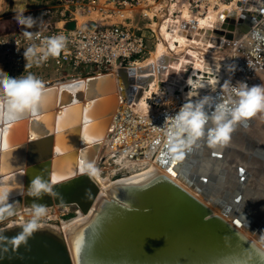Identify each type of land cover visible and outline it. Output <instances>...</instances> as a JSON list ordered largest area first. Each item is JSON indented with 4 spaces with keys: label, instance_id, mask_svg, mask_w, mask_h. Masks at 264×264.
Instances as JSON below:
<instances>
[{
    "label": "water",
    "instance_id": "95a60500",
    "mask_svg": "<svg viewBox=\"0 0 264 264\" xmlns=\"http://www.w3.org/2000/svg\"><path fill=\"white\" fill-rule=\"evenodd\" d=\"M76 26L74 19L62 23L66 29ZM115 74L44 82L35 115L26 113L10 123L7 150L2 144L8 125L0 126V184L19 182L9 195L14 213L35 202L46 207L72 204L88 214L97 203L73 232L61 229L63 224L42 222L18 246L11 239L24 223L0 226V236L7 238L0 240V264H264V125L256 126L255 116L234 126L229 145L209 148L216 170L196 169L204 160L200 151L208 146L206 138L201 139L203 145L200 140L185 149L182 161L172 163L168 141L173 117L159 155L168 173L136 184L115 182L107 196L94 177L80 171L88 163L99 165L113 147L123 149L113 140L128 127L132 114L127 102L137 86L131 79L119 93L122 80L120 76L115 81ZM212 97L221 100L220 95ZM85 109L91 120L87 140ZM62 113L63 132L57 128ZM166 117L159 122L163 126ZM58 174L69 178L53 183ZM37 176L52 182L59 195L39 200L29 196L27 189Z\"/></svg>",
    "mask_w": 264,
    "mask_h": 264
},
{
    "label": "rangeland",
    "instance_id": "374dc122",
    "mask_svg": "<svg viewBox=\"0 0 264 264\" xmlns=\"http://www.w3.org/2000/svg\"><path fill=\"white\" fill-rule=\"evenodd\" d=\"M246 1L248 0H159L160 3L159 8L157 10H149L150 16L147 17H142L140 12L141 9L137 7L136 8L137 10L135 9L136 11L135 10L133 11L134 12L133 21L135 20L136 22L135 24H138V27L141 28L138 31L144 34L148 43V51L146 55H144L143 57H133L130 61L127 62V65L120 66L118 67V69H115L113 71H118L120 70V68L133 67L134 65L132 64L139 61V64L140 63L145 64V67L150 69L147 70V68L145 67L142 68L140 71L142 73L141 75L142 77H146L148 73L159 72V79L157 80V85L152 89L150 88L149 85L150 83L146 85L145 86L146 88H144L145 89L144 93H142V90L140 88L141 86H138L135 83V85L140 89L139 88L136 89V93L133 94L134 95L133 98L137 97L139 99L142 96V98H144V101L147 103V108H143V109L141 107L138 108V106H135L136 103H131L130 101L128 105L132 107V108L130 107L131 110L133 109L138 113L140 112V114H142L143 117H146L148 115H154V116L162 115L168 111L169 112L168 119H169L173 115V113H175V111L179 107H181L180 101L187 102L188 100H191L189 98H193L195 97V95L202 93L201 89L198 90L196 88L191 87L188 84V81L195 83L200 79H204V80H208V82H211L213 80V77L216 76L217 73L216 71L204 70V68L201 67L202 65L212 62L213 63L218 62V65L223 66L228 71V67L230 65H234L236 67L238 61L237 53H239L240 57L243 58L242 61L243 65L238 69V73L236 69L234 72L228 71L225 81L230 80L231 84L235 86L237 82H243L244 77L251 78L252 75H250V73L254 69L253 68L250 69L248 67L250 65L253 67L254 62L258 61L257 58L262 60L261 59L262 55H259L258 53H254V52L253 53L249 52V50L248 51L243 50L239 52V50L236 48L237 39L235 40V38L227 37L228 39H225V43H223L224 45H222L221 48H220V44L218 43H216L218 47L217 46L212 47L209 46L208 44L207 46L199 45L198 47L197 43L196 44L187 43L183 45V47H181L180 42L174 39L175 34L178 33V31L184 30L183 28L190 30V34L192 36H196L195 38L198 40L201 39L200 36L202 38L207 37L209 33H207L206 31L203 32L202 29L196 31L195 34L196 29H194L195 28L194 24L198 22L200 17L202 16L206 17V15L211 14V12L216 11V14L217 13L219 14L221 9H223V11L221 10L222 12H220L217 20L214 21L212 25H209L208 27L209 28H213L214 26L216 27V24L218 22L220 23L222 22L221 29L224 28L222 30H224V33H226L225 29H228L229 24L231 25H235L236 23L239 24L240 20H243V18H245L246 20L245 15L247 12L245 11L252 12V8L245 6ZM28 2L30 3L27 4ZM39 2L40 5L38 4L39 6L36 7V3ZM52 4L53 3L51 2L48 5H52ZM43 5L44 6L46 5L45 1L43 0H0V36L10 38L13 37L14 34L15 35L23 34L24 31H29L33 33L39 30H48L51 29L50 27H55L56 26L55 23H57V21H61L64 19H70V20L73 19V17L71 16H67L66 18H60L59 15H56L57 14L56 9H53L51 13L43 17L38 14L32 13L33 10L40 9ZM223 6L224 7L227 6V8L226 7L224 8ZM229 6L230 8L228 10ZM20 8L26 9L25 15H30L34 19H37V23L35 26H33L32 28H25L17 23L15 19V12ZM235 11L237 13L239 12L240 14L239 13L233 14V12L236 13ZM33 12L37 13V11H33ZM221 13L226 15L225 19L221 18L220 16L222 15ZM235 15L236 16L238 15V18L232 17ZM91 17H94V15H92ZM123 18H124L123 16H119L118 21H122ZM86 19H88V16L80 17V21H84ZM227 19H230L229 24H227L228 22ZM245 20L242 21L243 24H247L250 22V21L246 22ZM191 21L195 23H192ZM225 25L227 28L225 27ZM168 32L170 33L169 35ZM211 34L213 33H210V36ZM217 37H219V35ZM163 40H165L166 43L165 45L167 47L170 45L171 42H174L179 46L175 49L170 50L174 53V56H176L174 58L171 67L170 66L168 67V65L170 64L167 65L162 64L163 66H161L160 69L162 70L163 68L164 70H162L161 72L160 69L155 70L153 68L154 67L153 63L151 62H154L155 64V61L157 62L156 59L158 58L160 59V57H157V55H155L154 53L157 52L159 48V43ZM232 44L235 46L234 49L232 48ZM204 47H206L207 49H205ZM150 58H153L155 61H153V59L150 60ZM219 62H221V64ZM25 63L26 61L24 59V56L15 55L10 57L9 55L5 54L4 47L0 45V68H3L4 71H6L10 76L13 77L26 76L28 75L29 72H31L32 74L40 78L43 82H51V81H59V80L67 79L72 76H78V75L86 76L89 74L112 71L107 69L99 71V69L95 67L92 68L73 67L72 65H68L67 63H65V65H58L53 61H49L45 63L43 62L39 66L33 64L31 68H25ZM261 63L264 64V59L261 61ZM216 67L217 66H215V68ZM151 69L154 71H152ZM195 69H197V71L194 72ZM177 79L178 82L182 84V89H180L177 85L170 87L171 83L175 82V80L177 81ZM225 81H222L221 87L215 85L211 86V89L209 90L210 92L213 91L212 95L216 93L218 88H222V85L224 84ZM259 84H264V82L260 80L258 81L253 80L248 83V86L251 87L253 85H259ZM146 90L148 91V93L146 92ZM178 96L180 97V99ZM172 97L174 99H172ZM130 121L136 123L135 117L133 115L131 116ZM137 133L141 134L142 132L137 131ZM157 135H158V131H152L149 132L148 135L147 134L144 135L143 137L146 139V142L143 144H139L142 138L135 139V142L130 145V149L139 150L143 148L144 150H146L152 139H154ZM105 150L107 151L106 148ZM131 150L128 153H131ZM111 151L112 149L105 152V155L111 153ZM147 152L150 153L153 151L150 149L147 150ZM98 166L102 169L101 175L106 180H117L120 177L126 176L127 174L128 175L131 174V172H133V169H136L134 167L128 168L127 166L123 165L120 161L117 160L116 154L111 155V157L108 159V162L104 160ZM78 208L79 207L76 205H70L69 208H67V210H63V213H61L60 218L53 220L50 219L49 222L62 225V220L71 219L78 214ZM46 219L47 218H43L41 219L40 222H45L47 221ZM7 223L10 222L8 220H5L4 222L0 223L1 224L0 226H2V224L5 225Z\"/></svg>",
    "mask_w": 264,
    "mask_h": 264
},
{
    "label": "bare ground",
    "instance_id": "6f19581e",
    "mask_svg": "<svg viewBox=\"0 0 264 264\" xmlns=\"http://www.w3.org/2000/svg\"><path fill=\"white\" fill-rule=\"evenodd\" d=\"M159 4L160 3H158L157 7L153 8V10H157L159 8ZM245 6L252 8V12L245 11V12H247L246 15L244 14L246 17V20H245V18H243V20H240L239 24L236 23L237 25L236 24L235 25L229 24L230 19H227L228 22L227 21L226 22L229 25H228V29H225L226 33H224V30H222L224 28L221 29V25H222L221 23L222 22L221 23L218 22L216 24V27L214 25H213L214 26L213 28L208 27L209 25H212V23L214 21L217 20L220 12L223 11V9H221L222 11L221 10H220V12L218 11L219 14L218 13L216 14V11L215 12L210 11L211 14H207L209 16L206 15V17H204V16L200 17L198 22H196V24H194L195 25L194 29H196L195 34H196V31L202 29L203 32L206 31L207 33H209L207 35V37L202 38L200 36L201 39L198 40L195 38L196 36H192L190 34V30L183 28L184 30L178 31V33L175 34L174 39H176L177 41L180 42L181 47H183V45H185L187 43L188 44H191V43L196 44L197 43L198 47H199V45L200 46H202V45L207 46V44L209 46L215 47V46H217L216 43H218V44H220V48H221L222 45H224L223 43H225V39H228L227 37L235 38V40L237 39L236 40V43H237L236 48L239 50V52L243 51V50H245V51L249 50V52L258 53L259 55H262L261 59L263 60L264 59V0H248V1H246ZM225 7L227 8V6H225ZM229 8H230V6L228 7V10H229ZM231 8H233V7H231ZM231 13H232V11H231ZM238 13L233 12V14H238ZM220 16L222 19H225L226 15L222 14ZM232 17L238 18V15L237 16L235 15ZM244 20L246 22H249V21L250 22L247 24H243L242 21H244ZM192 23H195V22H192ZM225 27H226V25H225ZM210 33H213V34H211V36H210ZM169 34L170 33L168 32V35ZM197 35H198V32H197ZM218 35H219V37H217ZM167 38H168V36H167ZM165 44H166L165 40L161 41L159 43V48H158L157 52L154 53L155 55H157V57H160V59L159 58L156 59L157 62L153 58H150V60L153 59V61H155V64H154V62H151V63H153L154 67L153 66L152 67L155 70H159L160 67L163 66L164 64L165 65L170 64V65H168V67L169 66L171 67V65L174 61V58L176 57V56H174V53L170 50L177 48L179 45H177L174 42H171L170 45L167 47ZM233 44H232V48L234 49L235 46ZM204 48L207 49L206 47H204ZM198 50H199V48H198ZM237 55H238L237 56L238 61H237V65H236L235 69L237 70V73H238V69L240 67H242V65H243L242 64L243 58L240 57L239 53H237ZM205 58H206V56H205ZM257 60H258L257 62H254L253 67L251 65L248 67L250 69L253 68L254 70L250 73V75H252L251 78L250 77H247V78L244 77V80H243L244 83L248 84L249 82H251L253 80H257V81L260 80V81L264 82V64L261 63L262 60H260L258 58H257ZM219 63L221 64V62H219ZM132 65H134L133 67L135 68V73H133L131 71L132 67L125 68V70H121L124 68H120L119 71H113L112 70L113 72L116 73L115 78H114L115 81L120 80V79L122 80L120 87H117V90L119 93H121L123 86L124 87L129 86L131 79H133L132 80L133 82L135 81L136 85L141 86L140 88L142 90V93H144V91H145L144 88H146L145 86L148 85L149 83H150L149 85H150L151 89L157 85V80L159 79V72L158 71H157L158 73L152 72V73H148L146 77H142L141 76L142 73L140 71L142 68L145 67V64H142V63L139 64V61H138ZM215 66H217V67L215 68ZM149 67H150V65H149ZM201 67H203L204 70L216 71L217 72L216 76L213 77V80L211 82H208V80H204V79H200L199 81H197V82L204 84L205 87L196 88L198 90L201 89L202 93L195 95V97L189 98V99L196 100V99H199L200 97H202L204 95H211V96L220 95L221 100H222V91H221V88H218V87H221L222 81H225L226 75L228 74L227 69L224 68L223 66L218 65V62L217 63L212 62V63L204 64ZM145 68H147V67H145ZM147 70H150V69L147 68ZM162 70H164V69L162 68ZM162 70L160 69L161 72H162ZM152 71H154V70H152ZM195 71H197V69H195L194 72ZM104 73L102 72L101 74H104ZM96 74H98V73H96ZM155 74H157V75H155ZM175 75H177V74H175ZM88 76H92V74H89ZM120 76H121V78L117 79ZM252 77H253V79H252ZM74 78H77V77H69L68 81H72V80H74ZM144 78H146V79H144ZM79 79H80V77H79ZM178 79H177V81L175 80V82H172L170 87L177 85L180 89H182V84L178 82ZM213 85L218 86V87H215V88H218V90L216 91V93H214L212 95L213 91L210 92L209 89H211V86H213ZM137 88H139V87H137ZM204 89H207V90H204ZM146 92L148 93L147 90H146ZM131 94H133V93L131 92ZM198 96H200V97H198ZM173 97H176V96H173ZM173 97H172V99H174ZM179 99H180V97H179ZM130 101H131V103H136L135 106H138V108L139 107H141L142 109L147 108V103L144 101V98H142V96L139 99L136 97V98L131 99ZM130 101H128L127 103L129 104ZM185 103L186 102H184V101H180L181 107H179L169 119H168V115H169L168 111L165 112L164 115H157V116L148 115L146 117H143V115L140 114V112L138 113L137 111H134L133 109H132L133 110V112H132V110H131L132 107L129 106V107H131L130 108L131 114L135 117L136 123L131 122L130 121L131 118H130V120L127 122L128 127H127L126 131L121 132L119 135H117L115 140H113V143L115 146L121 145L122 146L121 148H123V149L118 150L115 147H113L111 153L106 154L105 160L108 162V159L111 157V155L116 154L117 160L120 161L123 165L127 166L128 168L134 167L136 169H133V172H131V174H129V175L127 174L126 176L120 177L117 180H106L101 175L102 169L98 165H96L95 167L99 170V175L94 177V178L99 182V184L101 186V193L109 196L110 192H111V188L113 187L115 182L136 184V183H140L144 180L149 179L150 177H152L153 175H156L159 172L160 173L161 172L162 173H168L167 169L165 167H162L159 155H160V152L162 151L164 144L167 142L168 137H169V129H168L169 123L173 121L172 118L175 117L179 113L180 109L182 108V106ZM164 116H167V117H166V124L163 126L159 122H162V119L164 118ZM255 117H256L255 119L258 120V124L256 126H258L260 124V122H261V124L264 125V113H257V115ZM137 131L146 132V133L145 134H139V133H137ZM152 131H158V135L154 139H152V141L150 142V144L146 150H144L143 148H141L139 150H137V149L131 150L130 149V145L135 142V139L142 138V140L140 141L139 144L145 143L146 139L143 136L146 134L148 135V133L152 132ZM132 132L133 133L136 132L134 134L137 136L139 135V137L133 136L134 134H132ZM237 143H240V142H237ZM200 144L203 145L202 140L200 141ZM136 146H138V145H136ZM104 148H106V147L104 146ZM209 148L210 147L207 146L206 148H203L200 151V153L202 154V159H204V160L201 163L199 161L198 167H196L197 170L202 169L203 173H206L209 170L210 171L216 170L218 168V164L216 165L214 163V165H213V160L210 158V156L208 154ZM150 149L153 152L148 153L147 150H150ZM130 150H131V153H128V152H130ZM141 153H143L145 155L141 156ZM152 160H154V161H152ZM204 167H210L211 169L204 168ZM173 176L175 179H177L178 181H180L182 183V181L179 179V177H177V176L175 177V175H173ZM23 181H24V183L27 182L26 179H23ZM18 183L19 182L16 181L15 179L14 180H10V179L3 180V182H1V184L11 185L10 188L14 187ZM196 194H198V193H196ZM70 205H72V204H68L65 206L53 205V206L46 207L47 214L43 217V218H47L46 219L47 221H45V222H49L50 219L53 220V219L60 218L61 213H63V210H67V208H69ZM96 205H97V203L94 205L91 212L88 214L84 213L82 210H80L78 208V214L75 217L68 219V220H62L63 225L61 227L60 226H58V227H60L61 229H64L65 232H73L78 225H80L81 223L86 221L89 218V216H91L93 214V211H94ZM31 211H32L31 206H25V205L19 206L18 210L14 213V215L5 218V220H8L12 224L25 223L31 219ZM4 221H2V222H4ZM40 223H42V222H40ZM51 224H54V226L57 225L56 223H51Z\"/></svg>",
    "mask_w": 264,
    "mask_h": 264
},
{
    "label": "clouds",
    "instance_id": "9594fccd",
    "mask_svg": "<svg viewBox=\"0 0 264 264\" xmlns=\"http://www.w3.org/2000/svg\"><path fill=\"white\" fill-rule=\"evenodd\" d=\"M25 12V8L18 9L15 19L19 25L32 28L37 19L25 15ZM23 35L28 41L39 38L38 34L29 31H24ZM67 42L65 36L54 35L45 38L42 46L30 43L23 53L25 68H31L33 64L39 66L49 58H58L66 49ZM228 71L234 72L235 66L230 65ZM188 84L193 88L205 87L200 82L188 81ZM44 87V82L31 72L26 76L13 77L0 68V105L4 106L3 113L0 114V126L15 123L24 114L33 113L41 102ZM221 91L220 102L211 95H204L196 100H188L175 116L173 135L168 141L174 163L182 161L185 149L191 150L202 138H206L209 147H226L231 141L236 124L256 116L257 113H264V84L249 87L247 83L237 82L233 86L229 80L224 82ZM84 169L90 177L99 175V170L91 163L85 164ZM10 191L8 185L0 184V220L14 215V203L9 202ZM27 192L37 200L44 195H59L54 192L52 182L40 176L31 181ZM31 208V219L22 225V232L11 239L13 245L26 242L41 227L40 221L47 214L46 206L34 202ZM128 210L131 211V207ZM3 239L7 238L0 236V240ZM261 258L264 259V253H261Z\"/></svg>",
    "mask_w": 264,
    "mask_h": 264
},
{
    "label": "built area",
    "instance_id": "2783aa9c",
    "mask_svg": "<svg viewBox=\"0 0 264 264\" xmlns=\"http://www.w3.org/2000/svg\"><path fill=\"white\" fill-rule=\"evenodd\" d=\"M45 6L33 10V14L48 15L56 9L60 18L73 17L77 21L75 29L62 27L64 19L57 21L55 27L33 32L37 39L28 41L23 34L13 37H1L0 45L10 57L23 56L30 43L42 46L45 38L63 35L67 38L66 49L58 58H49L58 65L73 67H95L100 70H115L127 65L133 57H143L148 51V43L143 33L135 24L134 10L139 7L142 17L150 16V11L157 7L159 0H43ZM52 5H48L49 3ZM94 15V17H91ZM81 16L88 19L80 21ZM123 16L122 21L118 17ZM72 20V19H71ZM17 46L19 50H17ZM44 62V63H45Z\"/></svg>",
    "mask_w": 264,
    "mask_h": 264
},
{
    "label": "snow or ice",
    "instance_id": "6c2138e0",
    "mask_svg": "<svg viewBox=\"0 0 264 264\" xmlns=\"http://www.w3.org/2000/svg\"><path fill=\"white\" fill-rule=\"evenodd\" d=\"M81 87H83V85H81ZM3 108L4 106L3 105H0V114L3 113ZM87 112L88 110L85 109V117H84V128H85V139L87 140L89 137H88V132H89V125L91 124V120L88 118V115H87ZM36 113V110L33 111V115H35ZM63 117H64V114L62 113L61 114V121L57 123V128H58V131H61L63 132L64 130V124H63ZM7 123V122H6ZM8 126L3 130V144H2V148L4 150H7L9 148V131L11 129V124L8 123L7 124ZM33 139H35V137H33ZM57 151L59 152L60 149L58 148ZM164 163H168V161H163ZM172 163H174L172 161ZM3 169L0 168V171H2ZM85 169H84V166L82 165L81 168H80V171L83 172ZM169 172H171L173 175H175V172H173V170L171 168L168 169ZM69 178V175L68 174H58V175H53L52 177V182L53 183H57V182H60L62 180H65V179H68Z\"/></svg>",
    "mask_w": 264,
    "mask_h": 264
},
{
    "label": "crops",
    "instance_id": "0c3cea01",
    "mask_svg": "<svg viewBox=\"0 0 264 264\" xmlns=\"http://www.w3.org/2000/svg\"><path fill=\"white\" fill-rule=\"evenodd\" d=\"M29 3H30V2H28L27 4H29ZM34 3H35V2H34ZM38 4L40 5V2H39V3H36V7L39 6ZM34 7H35V6H34ZM34 7H33V8H34Z\"/></svg>",
    "mask_w": 264,
    "mask_h": 264
}]
</instances>
